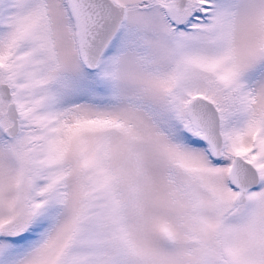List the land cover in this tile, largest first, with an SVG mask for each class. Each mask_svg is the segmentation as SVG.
<instances>
[{
  "label": "snow or ice",
  "instance_id": "1",
  "mask_svg": "<svg viewBox=\"0 0 264 264\" xmlns=\"http://www.w3.org/2000/svg\"><path fill=\"white\" fill-rule=\"evenodd\" d=\"M0 264H264V0H0Z\"/></svg>",
  "mask_w": 264,
  "mask_h": 264
}]
</instances>
